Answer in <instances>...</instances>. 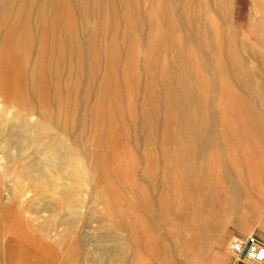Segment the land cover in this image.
Masks as SVG:
<instances>
[{
	"label": "rangeland",
	"instance_id": "rangeland-1",
	"mask_svg": "<svg viewBox=\"0 0 264 264\" xmlns=\"http://www.w3.org/2000/svg\"><path fill=\"white\" fill-rule=\"evenodd\" d=\"M29 1L11 0L4 19L11 86L0 96L86 171L55 169L56 192L35 176L44 158L35 146L21 139L10 162L0 145V264H244L230 237L264 238V137L245 125L254 82L264 103V0ZM181 77L200 80L188 85L199 101L182 108ZM187 118L203 132L191 133ZM229 180L250 215L211 211L216 226L202 242L198 199H228Z\"/></svg>",
	"mask_w": 264,
	"mask_h": 264
},
{
	"label": "bare ground",
	"instance_id": "bare-ground-1",
	"mask_svg": "<svg viewBox=\"0 0 264 264\" xmlns=\"http://www.w3.org/2000/svg\"><path fill=\"white\" fill-rule=\"evenodd\" d=\"M41 1L38 0V4ZM42 3V2H41ZM35 0H30L28 5L30 7H37ZM14 6L11 3V0H0V86L4 89L10 88L11 84L7 81L6 76L9 75L10 68L12 66L11 62L3 61L5 58L3 52L6 50V39L9 34L10 29L3 28L4 19L8 16L9 13L13 12ZM263 18V16H262ZM264 20V18H263ZM14 28L16 27L15 24H12ZM19 32L21 31V23H18ZM262 27H264V21L262 22ZM8 33V34H7ZM7 34V35H6ZM31 32H28L27 29L22 25V32L20 38L27 36V41L30 42L32 39ZM20 39V40H21ZM20 42V41H19ZM200 80H196V84ZM247 82L250 83L249 77L247 78ZM195 83L192 84L188 82L187 79L181 77L178 80L177 88L175 89V106L182 108L185 105L187 100H191L192 104H195L198 100L197 96L195 95L194 90H189L188 85H196ZM260 88L259 82H254L251 86V99L250 102L251 106L247 108V119L245 122L246 129L252 130L253 132H257L262 134L261 139L264 137V103H259L256 99L258 96V89ZM12 105L6 103L4 97L0 96V145L2 144L7 150V156L9 161H14L17 159L18 155H13L12 150L13 148L20 146V140H25L30 146H35L38 150L37 153H41L44 155V158H36L33 161V164L36 167V175L38 179H50L51 183H46L48 186L52 187L54 191L59 192V177H57L54 181V170L59 168L66 169L69 168V174L76 175L79 172H84V167L80 164V160L75 157L72 153H65L59 155V147H57V142L53 140V137L47 132L48 127L44 126L41 123L31 124L30 116L28 114H23L20 112L21 110H16L13 112ZM9 114L12 116L9 117ZM183 124L189 129V131L193 134H200L203 132L204 128L202 125L193 121L192 118H187L183 121ZM47 139V140H46ZM46 140V141H45ZM44 141V142H43ZM205 142V139H204ZM1 145V146H2ZM23 148V146L21 145ZM56 148V149H55ZM67 170V169H66ZM10 172V171H9ZM15 172V170H14ZM59 172V171H58ZM230 174L227 170L226 174ZM6 174V173H5ZM9 174V173H7ZM67 174V173H66ZM12 181H14V186L11 189V193L14 196H21L23 193L21 182L19 181V175L10 173ZM7 176V175H6ZM9 176V175H8ZM78 176V175H77ZM21 179V176H20ZM89 180L95 179L93 173H89ZM205 176L200 177L196 181V185H200L204 183ZM231 185V191L228 195V199L226 200H218L214 206L210 207V203L208 202L211 198V193H207L205 196H201L198 200V206L200 211H202L204 218H206L207 224L203 225L198 230V238L204 242L206 239L205 237L212 231V228L216 225H213L214 222L210 216L211 211L217 212V214H222V216H230L232 218L234 215L239 214L240 216H248L250 215V211H247V205L241 203L239 198H241L242 190L236 186L232 180L228 181ZM77 186V184H76ZM75 186V187H76ZM38 191L43 192L45 190V186L38 185ZM67 188L65 187L62 192L66 197H69V202L73 203L74 205L79 204L81 198L76 192V188ZM77 194V195H76ZM45 209L51 211L54 209V206L51 203L45 204ZM222 218V217H221ZM205 221V222H206ZM217 229V228H215ZM226 230V229H225ZM223 230L221 233V237L226 233ZM242 232H247L246 229H243ZM102 247V246H101ZM104 248V247H103ZM109 252V251H108ZM112 254L120 252V248L117 247L116 249L111 250ZM110 253V252H109ZM116 256V255H115Z\"/></svg>",
	"mask_w": 264,
	"mask_h": 264
},
{
	"label": "built area",
	"instance_id": "built-area-1",
	"mask_svg": "<svg viewBox=\"0 0 264 264\" xmlns=\"http://www.w3.org/2000/svg\"><path fill=\"white\" fill-rule=\"evenodd\" d=\"M228 247L237 263L264 264V238L255 233L232 235Z\"/></svg>",
	"mask_w": 264,
	"mask_h": 264
}]
</instances>
